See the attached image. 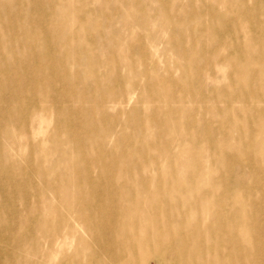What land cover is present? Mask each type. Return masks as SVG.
<instances>
[{
  "label": "bare ground",
  "instance_id": "obj_1",
  "mask_svg": "<svg viewBox=\"0 0 264 264\" xmlns=\"http://www.w3.org/2000/svg\"><path fill=\"white\" fill-rule=\"evenodd\" d=\"M78 1L83 4L85 0ZM38 2L0 0V15L4 12L0 56L5 52L10 55L9 63L4 68L0 65V103L8 100L12 106L10 112L0 106V215L5 216L6 211L21 221L17 234L4 235L0 228V264H264V192L260 191L258 198L254 193L256 184L264 182V145L259 136L264 126V40L260 39H264V6L260 4L264 0H254L257 8L253 10L241 0H219L231 8L228 17L214 9L201 10L211 16L207 36L211 53L203 59L186 57V52H197L200 47L194 40L184 42L181 36L188 30L192 36L200 35L202 25L193 20L189 28L183 22L172 28L168 42L178 47L180 58L174 65L184 73L166 79L147 76L143 84L130 78L133 91L138 90L137 101L148 102L151 112L138 122L127 114L118 130L107 123L99 127V119L112 113L113 106L121 109L132 95L125 98L123 88L118 93L117 86H109V78L104 85L100 83L102 60L94 47L87 51H92L89 60L80 59L79 53L85 50L81 43L71 49L67 41L59 44L60 56L71 50L69 61L73 55L74 63L85 69L71 71L63 65L58 73L61 59H54L48 51L61 34L66 17L63 0H44L53 5L54 10L49 11ZM113 8L95 7L97 13L104 11L106 15ZM158 12L164 22L176 23L166 7ZM77 16L82 22L83 17ZM37 18H45V23L34 26ZM136 22L142 28L146 25L143 17ZM230 23L234 30L226 28ZM116 24L120 22L115 18L109 22L111 34L119 30ZM98 32L103 36L101 27ZM128 38L125 49L130 56L146 49L143 43L136 47L134 35L128 34ZM104 40L111 43L114 38L110 35ZM219 47L225 53H220ZM24 50L43 55L28 68ZM135 64L133 56L130 65ZM207 66L205 77L210 86L206 88L201 85L204 77L200 72ZM255 77L260 84H251L249 78ZM89 81L96 83L90 86ZM171 83L178 87L174 89ZM57 85L60 91H56ZM184 95L190 105L184 103ZM71 98L76 99V106L68 104ZM97 99L99 115L94 118V107L82 103ZM47 102L61 106L56 115L58 125L47 132V147L27 138L20 140L27 134L23 127L29 114L48 107ZM73 112L85 119L80 126L68 117ZM131 122L135 136L127 130ZM84 123L97 128L94 136L86 135ZM146 130L150 134L144 136ZM254 133L257 137H252ZM134 141H138L136 146L129 144ZM31 150L39 155L32 163ZM59 150L60 155L53 160L49 151ZM16 152L22 153L21 160ZM253 164H257V176L250 170ZM146 168L153 172L146 173ZM203 177L212 180L206 183ZM31 193L39 199L29 207ZM12 196L20 206L17 210L8 205ZM45 200L73 201L74 221L66 212L58 216L48 212L33 223L30 216L39 214L45 205L52 206ZM139 200L153 205L154 211L142 207ZM200 209H206L209 218L203 219ZM1 216L0 226L4 223ZM136 227L146 229L142 232ZM150 228H155L154 235ZM75 229H84L89 240ZM37 233L43 237L41 249ZM68 236L76 245L66 254ZM5 242L20 252L24 250L20 246L28 247L38 260L8 251Z\"/></svg>",
  "mask_w": 264,
  "mask_h": 264
},
{
  "label": "rangeland",
  "instance_id": "obj_2",
  "mask_svg": "<svg viewBox=\"0 0 264 264\" xmlns=\"http://www.w3.org/2000/svg\"><path fill=\"white\" fill-rule=\"evenodd\" d=\"M42 6V8L45 11L54 10L52 8L53 5L48 4L47 2L43 3L44 0H39ZM246 3V5H249L254 8H247L248 10H253L257 8V5L253 4L254 0H241ZM78 2V3H77ZM136 3V4H135ZM63 8H65L66 17H63V26L60 30V35L58 39L56 40L55 47L50 49L48 53L50 52L51 56L58 60L61 59V64H59L57 68V72L60 73L62 66L66 65L71 71H77V70H84L85 67L82 65H78L74 63L73 55L71 56V62L69 61V55L71 53V50L66 51L60 56V50L61 47L59 44L64 43L67 41L70 49L73 46H78V43L84 44L85 50L83 49L81 53H79V58L82 59L83 57L87 60H89L92 57V51L87 53L89 48L94 47L96 50V54L101 58L103 66L99 68L98 73V80L102 85H104V80L106 78H109L112 81V84L109 85L117 86L119 93L121 89L123 88V95L126 94L125 98L129 97V95H132L130 98V101L123 104L121 106V109H119V106H113L111 109L113 112L109 113L108 115L101 116L99 119V127L100 124H110L114 129L118 130L121 126H124L126 115L128 114V118L134 120L135 122H138L142 117L145 118L146 114L151 112L148 102H138L137 101V94L138 90L136 89L133 91V88L131 86L130 78L134 77L139 84L144 83V79L147 76H157L161 79L166 78H178L179 75L183 74V70H179L175 65L174 62H177L180 60L178 57L177 52H179L178 47H172L171 44L168 42V35L170 33V30L172 28H175V26H178V23H184L189 28L192 24V21H197L198 24L200 23L202 25L203 30L201 31L200 35L192 36L191 32L183 31L181 32V36L183 38L184 42H188L191 44V41L194 40L199 44L200 50L194 53L186 52V57L188 59L192 58H198L203 59L206 53H211V44L207 39V36L209 34V26L211 22V16L207 13L203 14L200 13L201 10L204 9H214L218 11L220 14L228 17L232 13L231 8L227 7L222 2H219V0H85L84 3H80L78 0H63ZM130 4L132 5V8H130ZM261 5L264 6V3L261 2ZM111 6L113 5L114 8L111 10L109 15H106L104 11L97 13L95 7L97 6ZM154 6V7H153ZM166 7L173 15L174 19L176 20L175 24H171L168 20L163 21V19L160 17V13L158 10L162 7ZM260 7V6H259ZM141 8L145 11L143 13L141 11ZM113 11V12H112ZM190 11H197L198 14L195 16H191L189 14ZM77 14L81 15L83 17L82 22L78 21L76 17ZM1 17H4V12H1ZM52 19H56L55 16H50ZM106 17L109 18V21H106ZM140 17H143L145 19V27H141L137 24L136 20ZM117 19L120 22L119 24H116V27L119 29L116 33L111 34V28L109 27V22L113 19ZM45 18H37L34 19V26H38L40 24L45 23ZM38 23V24H37ZM173 25L172 27H170ZM98 27H101L102 29V35H99ZM185 27V26H184ZM227 29L234 30L235 28L232 26V24H228ZM218 30H221V26L217 27ZM85 30L87 34L82 32ZM6 32V31H4ZM128 34H132L135 36L134 44L136 47L139 43H143L146 46V49L142 52L136 51L132 56L127 53L125 49L126 41L129 39ZM110 35L114 38V40L110 43V41L107 40V42L104 40V38H109ZM178 32L175 33V37H177ZM96 37H99L100 40L95 39ZM42 38V37H41ZM95 39V40H94ZM261 40H264L260 38ZM110 45H112V49L110 50ZM164 48L162 52L160 50ZM220 53H225L224 50H222L220 47L217 48ZM25 57H29V63L28 68L30 64L34 63L43 53L41 51H28L24 50L23 52ZM134 56L136 64L134 67L130 65V59ZM43 60V59H41ZM10 61V55L9 53L5 52L1 54L0 56V65L2 68L6 66ZM142 61L141 63H139ZM122 63H126V65H122ZM208 68L210 66L206 67V70H202L200 73L204 77V84H201L203 87H209L210 83L205 77V72L208 71ZM213 70H217L214 67ZM40 75V74H39ZM7 74H3L2 77H6ZM32 74L29 70V80H31ZM75 79V78H74ZM113 80L115 83H113ZM258 79L255 78H249V81H251L252 85L260 84V81H257ZM222 82H225L226 80L221 79ZM167 83L166 81H164ZM96 83V82H94ZM92 82H88L90 86H93ZM264 83V80H263ZM172 87L175 89V87H178L177 85L171 83ZM156 86V85H154ZM153 86V87H154ZM152 89L148 90V92H152ZM170 87L169 90L172 91L173 88ZM56 91H60L62 88L60 85L56 86ZM176 89H180L176 88ZM133 91V92H132ZM264 95V93H263ZM184 103L190 105V100L186 95L183 96ZM53 99V98H52ZM98 99L93 102H87L84 101L82 104L84 106H90V104L94 107L93 115L91 117H98ZM48 103V107L44 109H38L35 110L33 113L29 114L28 121L26 122V127H23V130H26L27 134L22 135L20 140L27 138L29 141L31 140L34 144L37 146H43L44 148L47 147V143L45 138L47 136V132L49 129L52 128L53 125L57 126L58 123H56V115L58 112H60V105H52L50 102ZM76 99L71 98L68 102L71 106H76ZM0 106H3L2 110L9 111L12 106L9 104L8 100H5L4 102L0 103ZM197 106L200 107V109L203 107L201 103H197ZM235 107H237V104H234ZM115 108V109H114ZM238 108V107H237ZM10 112V111H9ZM114 115H116L114 117ZM72 120L77 121V123L80 126V122L83 123L85 119L81 117L77 112H73L68 115ZM264 118V113L262 115ZM90 118V117H88ZM87 119V118H86ZM6 120V117L3 119V121ZM89 121L95 126L94 121L90 118ZM98 122V121H97ZM85 129L87 134L94 136L96 133L97 128L94 130L89 124H85ZM96 127V126H95ZM257 128V127H255ZM83 129V131L85 130ZM140 129V128H138ZM130 134L134 135V126L132 122L130 123V126L127 129ZM82 131V132H83ZM81 132V134H82ZM143 129H141L140 134L142 135ZM150 132L148 130L145 131L143 134L144 136L149 135ZM258 133H254L252 137H257ZM135 136V135H134ZM262 140V144L264 145V126H263V133L259 135ZM128 139V136L125 138V140ZM111 141V140H110ZM138 141L129 142L130 145H135ZM233 143V141H232ZM29 157L31 160V163L34 161L35 158H37L38 152L35 150H31L28 152ZM49 156H52V159L54 160L55 157H58L60 155V150L57 151H49ZM18 155V158L21 160L22 153L16 152ZM204 164H208V162H204ZM47 165V164H46ZM107 167V166H106ZM103 166L100 167L102 169ZM110 170H113V166H108ZM98 169V168H96ZM250 170L253 172L254 175H258L257 172V164H253ZM136 171V169H134ZM146 173L153 172L151 169L148 168L145 169ZM31 177V174L29 175ZM37 178V176H35ZM203 179L208 183L212 179L210 177H203ZM31 180V178H30ZM32 182L37 185L41 186V182L39 180H32ZM106 184V182H105ZM248 185V183H247ZM86 187H88V184H85ZM256 189L254 190L256 198L260 196V191L264 192V182L260 183L258 182L256 184ZM49 196L48 194H45V198ZM39 198L38 196L31 193L28 203V206L30 207V203H34ZM145 201V199H143ZM139 200V202H142L140 204L142 207L148 209L149 211H154V207L149 206L148 202H143ZM48 202H52V206H49ZM45 208L41 210V212L35 216H30V220L35 223L39 220H42L44 216L47 215L48 212H51L54 214V216H58L61 213L66 212L65 214L68 216L69 220L72 222L74 219V207L75 203L73 201H70L68 203H65L64 201L56 202L54 200H45ZM8 205L14 206L16 210L20 207L18 202L15 201V198L12 196L10 197V201L8 202ZM49 206V207H48ZM50 209V210H48ZM54 209V210H53ZM192 212L194 208H191ZM60 212V213H59ZM201 217L209 218L208 214H206V209H200ZM5 216H1L4 223L2 226H0L1 232L4 235H13L17 234L19 228H21V221L15 216V214H8L6 211H3ZM106 217H110V215H106ZM108 219V218H107ZM132 218L129 220V223H132ZM174 225V223H172ZM84 226H86L84 224ZM83 228V227H82ZM137 228V227H136ZM146 228H137V230H140L142 232L145 231ZM149 231L154 235L156 233L155 228H150ZM76 234L82 236L85 241L89 240L87 233L84 231V229L76 230ZM36 240L40 241L39 243H42V245L39 247L40 249L43 246V237L41 233H37ZM4 245L8 248V251L18 253L20 250H17L12 244L5 242ZM76 245V241L70 236L65 238V252L72 250V247ZM24 248V250H21L20 254L26 257H32L31 250L26 246H20ZM97 247V245L95 246ZM56 249V248H55ZM59 250V245L58 249ZM209 254V253H208ZM206 253V256H208ZM34 260H38L37 257H32ZM40 260V258H39ZM153 262V259L150 260Z\"/></svg>",
  "mask_w": 264,
  "mask_h": 264
}]
</instances>
